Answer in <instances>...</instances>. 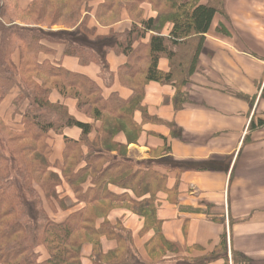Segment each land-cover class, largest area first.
Masks as SVG:
<instances>
[{"label":"trees","instance_id":"obj_1","mask_svg":"<svg viewBox=\"0 0 264 264\" xmlns=\"http://www.w3.org/2000/svg\"><path fill=\"white\" fill-rule=\"evenodd\" d=\"M13 1L19 13L33 18V25L75 28L78 37L15 25L0 31V113L4 116L0 117V264H84L85 245L91 246L87 264H209L217 260L229 264L224 237L212 252L196 258L181 256L182 248L162 238L154 202L159 192L167 190L165 176H158L152 165L126 159L130 143L114 141L120 133L126 141L138 136L132 119L135 112H140L142 124L160 122L141 105L146 83L170 85L178 104L183 102L182 88L196 69L203 36L221 13V1L207 0L203 5L199 0H31L23 10L19 9L23 0ZM92 1H101L94 16L100 26L118 23L123 9L132 21L130 28L94 37L96 29L88 27L90 12L82 10ZM143 4L157 17L143 19ZM1 12L14 22L3 0ZM161 17H168L167 36L154 29ZM42 42L63 45V55L82 66L96 65L105 88H111L117 76L120 86L131 91L129 99H121L116 92L104 99L89 78L60 65L37 63L39 54L47 51ZM111 52L126 58L116 75L106 63ZM161 59L168 62L167 72L158 69ZM53 92L63 100H75L76 110L92 122L78 121L64 104L51 102ZM257 125L264 122L259 120ZM254 127L251 121L249 128ZM68 128L80 131L78 140L64 136ZM92 132L95 137L89 140ZM51 134L63 137L60 159L54 157ZM63 185L72 199L58 193ZM120 204L144 220L141 235L152 232L143 246L148 259L120 221L109 222L110 212ZM61 211L68 214L62 221L54 220L52 216ZM102 239L114 243V248L104 252ZM38 247L44 248L46 260L39 261ZM230 262L249 264L236 253H231Z\"/></svg>","mask_w":264,"mask_h":264},{"label":"crops","instance_id":"obj_2","mask_svg":"<svg viewBox=\"0 0 264 264\" xmlns=\"http://www.w3.org/2000/svg\"><path fill=\"white\" fill-rule=\"evenodd\" d=\"M220 1L221 13L214 16L203 36L196 69L182 88L183 102L178 104L170 85L146 83L141 105L160 122L142 124L140 112H135L132 119L139 129L138 136L126 141L120 133L114 141L120 145L130 143L126 159L152 165L158 176H165L167 190L156 196L155 218L162 238L182 248L181 256L196 258L210 253L224 237L229 264L231 253L245 257L249 264H264V125H257L259 120L264 122V0ZM146 6H140L142 13ZM89 16L88 27L101 36L110 31L122 33L132 24L125 12L111 27L100 26L93 15ZM155 16L144 13L142 18ZM167 34L168 30L162 33ZM42 44L47 51L39 54L37 63L60 65L89 78L102 90L104 99L114 92L123 100L129 99L131 91L120 86L117 76L113 86L105 88L96 65L82 66L75 58L64 56L63 45ZM14 62L18 63L15 57ZM106 63L116 75L126 58L111 52ZM158 69L167 72L168 62L161 59ZM13 96L15 92L6 99L8 103ZM50 101L64 104L78 121L92 122L76 110L75 100H63L53 92ZM251 121L255 127L250 129ZM99 127L96 122L95 128ZM64 136L78 140L80 131L68 128ZM94 137L95 132L88 136L89 140ZM51 138L54 157L60 159L63 137L51 134ZM155 153L156 157L148 160ZM58 193L72 199L66 185ZM67 214L61 211L52 218L62 221ZM108 220L112 224L120 221L142 257L148 259L142 246L152 232L142 242V218L126 208L115 207ZM101 241L104 252L114 248V243ZM90 252V245L82 248L84 264ZM37 254L39 261L46 260V252L42 255L37 249ZM222 263L217 260L209 264Z\"/></svg>","mask_w":264,"mask_h":264},{"label":"rangeland","instance_id":"obj_3","mask_svg":"<svg viewBox=\"0 0 264 264\" xmlns=\"http://www.w3.org/2000/svg\"><path fill=\"white\" fill-rule=\"evenodd\" d=\"M24 1H27V0H23L21 4L24 3ZM31 1V0H29ZM56 3L58 2H62L63 0H55ZM201 0H199L198 2H200ZM4 2V6L6 7L7 9V13L11 16V20L14 21L13 23L9 21L8 18H5L3 16V13L4 12H1L0 13V31H2L4 28L8 27V26H11V25H15V27H22V28H25V29H30V28H38V29H41L42 31L44 32H53V33H62V34H65V35H71V36H74V37H78L77 35V32L75 31V28H72V29H67V28H64L62 26H51V27H48V25H45V26H35L33 25V18L31 17H27L26 15H22L21 13H19V11L16 10L15 8V5H14V1L13 0H3ZM101 1H92L89 3L88 6H83L82 7V10H83V13H86L85 11H89V15H93L95 16L96 12H97V8L99 7ZM19 7V6H18ZM21 7H26L25 4H23L22 6L20 5V10H23L24 8H21ZM124 12L126 14H128V11H125L122 9V11L120 12V20L122 18V14H124ZM154 14L155 17H157V14L153 11V9L150 7V6H146V10L141 14V17H144V13L146 14ZM133 15L136 14V11H133L132 12ZM129 16V15H128ZM168 22V17H161V18H157L156 20V25L154 27V29L158 32L159 30H162V33H166L168 28H169V24L167 23ZM104 27V26H103ZM95 36L94 37H104V36H101V35H97V30L95 31ZM92 37V38H94ZM15 57V56H14ZM13 57V58H14ZM17 55L15 57V59H17ZM24 77H25V74H23ZM0 117H4L1 113H0ZM2 119V118H1ZM127 149V148H126ZM141 151V150H140ZM127 152V150H126ZM125 152V156L127 155V153ZM137 152L139 153V151L137 150ZM158 153V152H157ZM140 154V153H139ZM155 155H157L156 153L154 155H150L149 159L148 160H152V157H156ZM159 155V154H158ZM163 161V160H162ZM167 162H170V161H167ZM167 170H170V165H167ZM67 204V203H66ZM126 207L125 204H120L118 205L119 207ZM67 206V205H66ZM128 210V209H127ZM130 211L131 213L137 215L134 211L132 210H128ZM138 216V215H137ZM140 217V216H138ZM141 218V217H140ZM143 223H144V220H143ZM144 225V224H143ZM149 234V233H148ZM141 235L140 234V237L143 238L142 239V242L146 239V237H149L150 235ZM144 241V242H145ZM148 241V240H147ZM146 243V242H145ZM144 243V244H145ZM143 244V246H144ZM142 246V247H143ZM38 251L43 255V253H45V250L42 249V247H38L37 248ZM37 249H36V252H37ZM47 256V254H46Z\"/></svg>","mask_w":264,"mask_h":264}]
</instances>
